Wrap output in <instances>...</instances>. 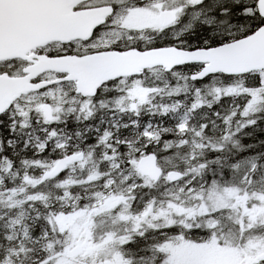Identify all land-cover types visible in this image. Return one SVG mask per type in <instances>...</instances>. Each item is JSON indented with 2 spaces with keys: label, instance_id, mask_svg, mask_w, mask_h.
I'll return each mask as SVG.
<instances>
[{
  "label": "snow or ice",
  "instance_id": "obj_1",
  "mask_svg": "<svg viewBox=\"0 0 264 264\" xmlns=\"http://www.w3.org/2000/svg\"><path fill=\"white\" fill-rule=\"evenodd\" d=\"M0 264H264V0H0Z\"/></svg>",
  "mask_w": 264,
  "mask_h": 264
}]
</instances>
